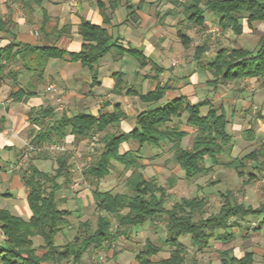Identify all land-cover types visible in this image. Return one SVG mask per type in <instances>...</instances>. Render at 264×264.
<instances>
[{"label":"trees","instance_id":"trees-1","mask_svg":"<svg viewBox=\"0 0 264 264\" xmlns=\"http://www.w3.org/2000/svg\"><path fill=\"white\" fill-rule=\"evenodd\" d=\"M46 0H21V3L30 9L42 8ZM111 1V0H109ZM175 6L183 8L186 21L194 26L202 27L206 21L205 14L210 12L218 18L221 31H231L240 36L244 32V25L252 28L254 23L264 22V0H190L179 3V0H170ZM115 5V3L110 2ZM97 5L105 14L104 4L99 0ZM131 9V7H130ZM45 19L49 17L46 14ZM133 17V12L129 14ZM47 24V23H46ZM10 23L0 19V31H10ZM43 32L47 35V25H43ZM70 26L59 30L60 34H70ZM57 27L52 32L56 33ZM78 34L82 39V48L77 53H68L55 45L33 46L24 44L16 39L4 47H0V87L6 79L12 78L18 91H12L11 97L21 101L33 92L18 86L17 72L10 67L19 62L23 63L28 71L36 72L37 77L43 78L47 64L52 59L69 60L80 63L88 69L94 80H97L99 62L117 47V42L106 28L97 26L82 19L78 26ZM178 37L184 47H189L191 39L185 31L179 30ZM208 46L203 44L195 48V60L200 61L207 52ZM121 56L131 54L136 57L141 66L150 63L143 53L136 49L124 50L119 47ZM205 70L212 75L207 85L217 89L220 85L238 82L246 79H259L264 77V37L261 39L256 51L244 48H220L215 58L207 63ZM7 69L10 70L7 72ZM117 84L116 89H120ZM117 89V90H118ZM167 88L158 86L147 94L130 89L128 93L136 94L142 102L158 103L166 95ZM208 106V101L197 104L190 103L185 97H178L159 107L144 111L137 116L135 128L128 133H114L111 128L120 125L125 118L119 105L113 112L101 113L94 116L88 113H79L74 116H62L51 123H43L48 118H54L51 108H45L30 113V121L40 126L30 145L44 146L61 144L71 135L75 139L89 138L96 134H103L99 140L101 149L98 156L86 168V178L101 181L111 171L113 162L120 163L126 169H133L126 181L128 193L114 194L111 191H93L97 210L104 215L97 218L95 228L91 230L89 222L79 225L78 235L74 243L66 245L57 243L58 235L69 226V217L72 212L61 209L56 193L70 182V167L67 154L58 155L56 162L58 168L54 173H45L37 168L29 167L23 175L28 188V204L32 216L28 221L12 215L7 210L0 209V228L6 237V244L0 250L2 264H62L72 261L79 264L83 255L90 249L101 250L107 245L134 228L143 226L151 221L164 218L166 228L165 244L172 248L170 257L163 259L159 264H186V248L180 242L182 237H190L192 246L198 252H204L210 247V240L217 233L224 231L217 239L227 243L234 239V232L239 222L251 218H261L264 224V204L259 208H252L238 203L231 196L225 194L224 202L218 212L208 218L195 220V214L202 212L205 207L204 198L182 199L170 209L166 208L168 192L160 186L154 177L144 175V167L140 165V152L130 150L121 154L123 143L137 142L140 146L149 145L160 148L164 143L170 144L174 159L185 179L191 180L200 176L209 175L214 167L225 166L234 170L239 176L244 175L247 160L255 162L264 173V143L259 150H255L244 158H234L229 162H222V158L229 156L233 151L232 136L228 132L229 121L226 115L218 109L210 108L206 115L202 108ZM186 115V124L197 129V134L191 148L184 149L182 141L187 132L180 129L179 124L170 126L175 120ZM42 121V122H40ZM249 139H253L252 132H248ZM48 157V153H37ZM262 158L260 161L259 159ZM210 161L211 166L207 165ZM63 179L61 184L59 180ZM177 179L170 181L174 188ZM125 212V213H124ZM113 217L117 228L113 230ZM232 220H234L233 223ZM121 228V229H119ZM40 238L43 242V254L38 256L33 239ZM162 251L160 246L147 241L136 260L139 264H154L153 258ZM220 264H254V253L245 252L238 258L232 249L219 252ZM264 262V256H263ZM197 264V263H193Z\"/></svg>","mask_w":264,"mask_h":264},{"label":"crops","instance_id":"crops-1","mask_svg":"<svg viewBox=\"0 0 264 264\" xmlns=\"http://www.w3.org/2000/svg\"><path fill=\"white\" fill-rule=\"evenodd\" d=\"M98 1L46 0L42 8L30 9L25 7L21 0H0V19L3 22L10 23V31H0V47H4L16 39L24 44L33 46L55 45L68 53H77L82 48V39L78 34V26L82 19L106 28L113 41L117 42V47L99 62L97 80H94L89 70L83 68L80 63L70 62L67 59L50 60L42 79L37 77L36 72L28 71L21 62L10 67V70L17 72L18 86L27 91L31 90L33 94L25 96L21 101H15L11 97V93L12 91H18V87L14 86L12 78L6 79L5 83L0 87V209L7 210L12 215L25 221H28L32 216L28 204L29 191L23 180L25 171L32 167L45 173H54L58 168L56 159L41 155L34 156L26 168L18 167V162L27 145L31 143L34 135L41 128L31 123L29 117L32 111L45 108L53 109L55 117L48 118L43 122L49 124L54 119L61 118L64 115L71 117L79 113H88L98 116L101 113L113 112L114 107L119 105L125 118L119 126L111 128L110 131L128 133L135 128L137 116L140 113L183 96L192 104L208 101V106L202 108L203 115H206L211 107L221 110L229 121L228 132L231 121L236 118L234 113L230 116L228 110L223 106L215 107L213 105L214 102L212 101H215L220 94L213 95L212 98H201L199 96L200 90L208 88V78L202 75L207 73L204 65L211 62L216 54L212 58H205L204 55L200 60L202 64L195 60L194 57L191 70H186L185 72L180 69V66L176 65V59H182L185 55V48H188L182 45L178 37V31L183 30V23L186 20L183 15V8L175 6L170 0H100L105 8V14H103L97 5ZM110 2L115 3V5ZM178 8L179 10H177ZM131 12H133L132 18L129 17ZM46 13L49 17L47 20L44 15ZM207 13L212 14L210 12ZM206 14V21L203 27L205 28L206 25H209L212 29H210V32L220 29L216 15L207 16ZM43 25H47V35L42 30ZM64 26H70V34L59 33V30ZM55 27H57L56 33L52 32ZM119 47L126 51L129 49L141 51L150 63L141 66L136 57L131 54L121 56L118 50ZM10 70L7 69V72ZM117 84H120V89L117 88L118 90L116 89ZM158 86L167 88L165 97L158 103H145L136 94L128 93L130 89H133L140 94H147L154 91ZM49 87L53 91L47 92ZM180 120H175L170 126L178 124ZM179 125L182 131L187 132V136L182 141V147L184 149L191 148L192 146L186 147L184 143L191 137L194 143L197 129L187 125L186 122L184 125ZM249 130L251 131V129ZM249 130L245 132L248 139ZM229 134L232 136L230 132ZM102 135L96 134L93 137L81 139H75L73 136L68 135L61 143L63 146L67 145L70 150L86 148L90 153L87 152L88 158L83 166H80V162L71 156L73 152L63 153L70 156L68 165L70 167L71 182L67 186L68 189L63 187L56 193V196L60 201L61 209L72 212L69 217V226L65 229L67 232L72 229V218L83 217L84 212L90 206L97 209L93 197L95 189H99L101 192L111 191L114 194L125 193L115 192L113 190L115 186L109 189L104 188L112 183L117 185L119 180H122L121 182L126 186V181L133 172V169H126L124 165L113 162L110 174L101 181H93L86 178L85 170L94 158L98 156V154H92L95 153V147L98 145L99 137H102ZM164 146H166L165 143L160 148H157L160 149L157 154L148 151L147 154L143 155L144 146L131 141L123 143L120 147V152L121 154H125L130 150L140 152L139 163L145 167L142 171L147 175L148 170L152 169L156 164V166H161V169L166 168V161H163L165 158L160 157ZM171 147L170 145V149ZM149 156L152 159H149ZM229 156H232V154ZM175 168L174 174L176 176L167 178L166 181L169 187L173 178L178 180L177 186L182 179L188 180L185 179L184 173L177 163ZM62 181L63 179H60L59 183L61 184ZM87 181L94 184L92 191L79 190L80 192H76L77 190H74L79 184H86ZM174 191L175 187H170L167 190L168 195H173ZM101 215L104 214L100 212L99 216ZM85 222H79L78 228L81 223ZM149 222L152 223L151 221ZM146 224L139 226L137 231L132 228L129 231V234H132L131 237L144 238L145 243L150 241L148 236L142 231L143 229H148ZM218 234L222 235L223 233L219 232L217 236ZM59 235L57 238H59ZM217 236H215L216 240H218ZM136 239L134 240L136 241ZM33 242L37 255L41 256L43 254L42 240L35 238ZM181 243L186 248V245L183 242ZM5 244L6 237L0 228V250ZM59 244L62 246L60 241ZM165 246L168 245L165 244ZM111 252H109L108 256L112 260L115 261L116 259V263L125 264L124 262L121 263V259L117 258L113 254L114 252ZM243 255L235 256L241 258ZM136 256L133 255V259L129 264H139ZM0 264H2L1 261Z\"/></svg>","mask_w":264,"mask_h":264},{"label":"rangeland","instance_id":"rangeland-1","mask_svg":"<svg viewBox=\"0 0 264 264\" xmlns=\"http://www.w3.org/2000/svg\"><path fill=\"white\" fill-rule=\"evenodd\" d=\"M190 0H179V3H184ZM179 10V8L177 9ZM207 16H214L213 14H206ZM217 19L219 16H215ZM210 26L198 27L189 24L186 20L183 23V31L186 32L188 37L191 39V43L188 48H185V55L176 60L179 62L177 64L180 69L191 70L192 62L194 58V50L197 46L203 44L208 46L205 58H212L218 52L220 48H244L251 51H256L258 49L261 39L264 37V22L254 23L252 28L244 25V32L242 35L237 36L231 31L223 32L220 29H215L214 32H210ZM212 30V29H211ZM202 72V71H201ZM203 73V72H202ZM183 74V72H182ZM201 74V73H200ZM208 80L213 77L210 73H203ZM201 76V75H200ZM139 85V84H137ZM141 86V85H140ZM138 87V86H136ZM200 90L199 96L201 98H212L213 95L220 94L214 102L215 107L223 106L228 110V114L231 116L232 113L235 114L236 118L231 121L229 126V132L233 136L234 151L232 156H225L221 160L222 162H229L232 158L242 159L249 153L259 150L261 145L264 143V77L259 79H246L238 82L228 83L225 85H220L217 89L214 87ZM50 91H53L51 89ZM47 90V92H50ZM166 102V101H165ZM164 102V103H165ZM62 106V105H60ZM64 106V105H63ZM231 118V117H230ZM186 116L179 121L178 124L185 123ZM251 129L253 139H248L245 132ZM101 137H99L100 139ZM193 143V138L185 141L186 147H191ZM162 151L160 157L165 158L166 168L161 169V166L152 167L148 170L147 178L154 177L160 186L169 190V184L166 182L167 178L176 176L174 172L175 161L173 158V152L170 149V145L166 144ZM66 151L62 153L73 152L72 157L80 162V166L85 165L88 158L87 149H68L67 145ZM98 149H101L100 143L95 147V153H98ZM160 149L153 148L149 145H145L142 152L143 155L147 154L148 151L157 154ZM25 152V151H24ZM88 152V153H87ZM50 155L51 159H56L58 155ZM79 155H77V154ZM90 154V153H89ZM40 154L30 152L29 161ZM22 158V157H21ZM149 159H152L149 156ZM21 160V159H20ZM260 161L262 158L259 159ZM27 164L24 165L26 168ZM248 166L244 169V175L239 176L234 170H231L225 166H216L213 171L207 176H200L192 180H183L177 186L178 180L175 185V193L170 195L166 202V208H171L173 204L180 201L183 198H204L205 207L202 212H197L195 214V220L200 218H208L212 214L218 212L219 208L224 202V197L222 195H229L234 200L245 206H250L254 209L259 208L264 204V173L260 169H254V166H258L253 161L246 162ZM207 165L211 166L210 161H207ZM145 169V167H144ZM150 176V177H149ZM119 182L110 185H106L104 189H109L112 186L115 192H125L130 194L129 190H126L124 183ZM80 183V182H79ZM73 184V183H72ZM94 184L87 181L86 184L81 183L78 187L74 188L76 192L94 189ZM65 189H68L65 187ZM80 190V191H79ZM99 213L95 207L90 206L83 214V217H74L71 219L72 229L68 232L63 230L57 238V243L59 241L62 245H66L68 242L74 243L75 236L78 235V223L88 221L91 224V230L95 228V223L99 217ZM125 213V212H124ZM104 214V213H103ZM113 222V230L117 228V222L113 217H110ZM261 218H249L246 221L239 222L236 228L230 229L229 231L234 232V239L224 243L212 238L210 240V247L204 252H198L195 247H192L190 243V237L186 236L180 239L186 245V264H220L219 252L227 249H232L234 255L241 256L245 252L254 253V264H264V224L260 223ZM232 220L231 223H233ZM147 230H142L146 236L152 241L156 246H160L162 251L153 258L154 264H159V262L165 258L170 257V252L172 248L170 246H165L166 239V228L164 223V218L157 220L155 222H147ZM121 229V228H119ZM137 231L139 227H134ZM224 231H220L223 233ZM128 230L119 236L117 240L109 244L106 248L101 250L90 249L82 257L79 264H120L116 263L109 257V252L112 251L117 258L121 259V263L129 264L132 261L133 255H137L143 248L145 241L144 238H137V236L131 237ZM137 238V239H136ZM136 239V241L134 240ZM112 256V254H111ZM62 264H73L72 261L64 262Z\"/></svg>","mask_w":264,"mask_h":264},{"label":"built area","instance_id":"built-area-1","mask_svg":"<svg viewBox=\"0 0 264 264\" xmlns=\"http://www.w3.org/2000/svg\"><path fill=\"white\" fill-rule=\"evenodd\" d=\"M179 64V62H176V65ZM52 88L49 87L47 90L50 91ZM66 151V147L63 146L62 144H49V145H44V146H32L30 144L27 145V148L25 152L22 154L21 160L18 162V167L22 168L24 167L25 164H27L29 160V153L34 152V153H48L50 155H57L62 152Z\"/></svg>","mask_w":264,"mask_h":264}]
</instances>
